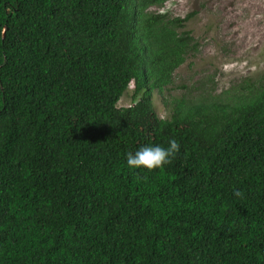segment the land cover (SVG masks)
Segmentation results:
<instances>
[{
  "label": "trees",
  "instance_id": "trees-1",
  "mask_svg": "<svg viewBox=\"0 0 264 264\" xmlns=\"http://www.w3.org/2000/svg\"><path fill=\"white\" fill-rule=\"evenodd\" d=\"M167 2L0 0V264H264V73L161 117L197 47Z\"/></svg>",
  "mask_w": 264,
  "mask_h": 264
},
{
  "label": "rangeland",
  "instance_id": "rangeland-1",
  "mask_svg": "<svg viewBox=\"0 0 264 264\" xmlns=\"http://www.w3.org/2000/svg\"><path fill=\"white\" fill-rule=\"evenodd\" d=\"M164 11L171 18L194 13L186 30L197 47L176 70L165 95H155L161 117L170 116L166 104L175 98L227 97L225 93L264 73V0H168ZM134 93L132 83L119 106L137 102Z\"/></svg>",
  "mask_w": 264,
  "mask_h": 264
},
{
  "label": "clouds",
  "instance_id": "clouds-1",
  "mask_svg": "<svg viewBox=\"0 0 264 264\" xmlns=\"http://www.w3.org/2000/svg\"><path fill=\"white\" fill-rule=\"evenodd\" d=\"M180 144L172 139L168 141L167 147L160 145H148L140 148L134 154L128 153L127 166L129 169H143L152 172L163 169L172 163V160L180 152ZM239 196L240 193L236 192Z\"/></svg>",
  "mask_w": 264,
  "mask_h": 264
}]
</instances>
